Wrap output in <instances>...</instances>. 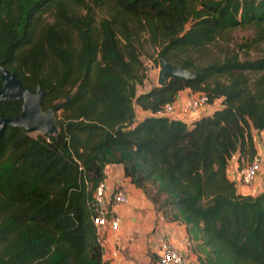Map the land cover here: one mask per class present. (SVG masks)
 <instances>
[{
  "label": "trees",
  "instance_id": "1",
  "mask_svg": "<svg viewBox=\"0 0 264 264\" xmlns=\"http://www.w3.org/2000/svg\"><path fill=\"white\" fill-rule=\"evenodd\" d=\"M236 27L264 40V0H0V73L46 90L43 110L60 106L58 134L9 125L0 135V264H104L92 216L107 163L186 225L195 264H264V191L242 194L228 174L235 154L241 168L258 152L264 55H190ZM145 43L156 64L196 78L140 92ZM187 88L220 108L191 125L157 115ZM137 107L150 114L137 121ZM22 109L0 101V118Z\"/></svg>",
  "mask_w": 264,
  "mask_h": 264
},
{
  "label": "crops",
  "instance_id": "2",
  "mask_svg": "<svg viewBox=\"0 0 264 264\" xmlns=\"http://www.w3.org/2000/svg\"><path fill=\"white\" fill-rule=\"evenodd\" d=\"M151 88L152 86L149 88L142 86L139 91L146 92ZM191 95L189 88L181 90L174 101L177 109L182 110ZM220 106L218 103H211L199 110L188 111L179 119L191 125L195 120L212 114ZM136 112L137 121L150 114L141 107H137ZM253 133L257 144V154L263 158L256 181L249 186L239 181L238 153L231 159L228 174L232 180L236 181L240 193L256 196L264 191V130H253ZM103 183L109 208L115 210L121 219L116 232L109 229L103 235L105 252L109 253L118 249L120 253L117 264H158L159 247L162 241H169L180 252L196 262L197 256L190 244L186 225L165 219L143 189L137 187L125 175L122 164L107 163L104 167ZM118 188L128 191L130 202L127 205L113 207L112 194Z\"/></svg>",
  "mask_w": 264,
  "mask_h": 264
},
{
  "label": "built area",
  "instance_id": "3",
  "mask_svg": "<svg viewBox=\"0 0 264 264\" xmlns=\"http://www.w3.org/2000/svg\"><path fill=\"white\" fill-rule=\"evenodd\" d=\"M209 104L208 96L204 92L193 93L187 100L185 107L182 110L177 109L174 102L166 103L158 112L159 116H166L174 119H179L188 111L199 110ZM262 156L256 154L250 162H246L239 169V181L243 185H251L258 177L259 170L262 166ZM94 205L97 214L92 216L93 223L97 227L98 241L103 250L104 264H117L120 253L118 249H114L109 253L104 250V232L112 230L116 232L120 226V216L115 210L109 208V200L105 195V184L101 181L94 191ZM112 204L114 206L127 205L130 202V195L123 188L116 189L112 194ZM158 264H195L182 252H180L169 241H162L159 247Z\"/></svg>",
  "mask_w": 264,
  "mask_h": 264
},
{
  "label": "water",
  "instance_id": "4",
  "mask_svg": "<svg viewBox=\"0 0 264 264\" xmlns=\"http://www.w3.org/2000/svg\"><path fill=\"white\" fill-rule=\"evenodd\" d=\"M169 76L191 80L195 79L197 75L190 69L163 60L158 75L159 86H163ZM46 92L47 91L40 86L37 88L36 92H32L23 86L15 73L1 68L0 101L21 100L23 101V109L17 117L0 118V135L3 134L5 128L9 125L21 126L28 134H58L59 127L57 124L56 111L60 106H54L47 110H43L42 103Z\"/></svg>",
  "mask_w": 264,
  "mask_h": 264
},
{
  "label": "rangeland",
  "instance_id": "5",
  "mask_svg": "<svg viewBox=\"0 0 264 264\" xmlns=\"http://www.w3.org/2000/svg\"><path fill=\"white\" fill-rule=\"evenodd\" d=\"M97 11L100 15L102 14L101 11ZM45 18L47 19V21H51L53 17L45 14ZM142 51V59L146 65L148 73V79L146 80L144 86L145 88H149L150 86H159L158 75L162 65H158L154 61V58L156 57V50L151 45H149V43H145ZM236 54L242 60L256 59L264 55V40H259L258 32L255 28L236 27L229 29L225 31L219 37V39H217L211 45H208L202 50L194 51L190 55L192 59H194L198 63L207 64L209 62L223 60L229 55ZM193 93L196 92H192V94ZM214 103H218L219 105H221L220 100H216ZM61 104H63L62 101ZM32 135L35 136L36 133H33ZM238 164L240 163L238 162L237 165Z\"/></svg>",
  "mask_w": 264,
  "mask_h": 264
},
{
  "label": "clouds",
  "instance_id": "6",
  "mask_svg": "<svg viewBox=\"0 0 264 264\" xmlns=\"http://www.w3.org/2000/svg\"><path fill=\"white\" fill-rule=\"evenodd\" d=\"M210 104V103H209Z\"/></svg>",
  "mask_w": 264,
  "mask_h": 264
}]
</instances>
